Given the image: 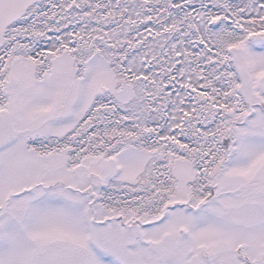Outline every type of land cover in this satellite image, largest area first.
<instances>
[{"label":"snow or ice","instance_id":"obj_1","mask_svg":"<svg viewBox=\"0 0 264 264\" xmlns=\"http://www.w3.org/2000/svg\"><path fill=\"white\" fill-rule=\"evenodd\" d=\"M0 264H264V0H0Z\"/></svg>","mask_w":264,"mask_h":264}]
</instances>
